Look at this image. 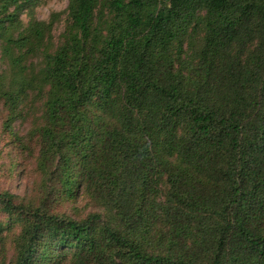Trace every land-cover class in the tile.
I'll list each match as a JSON object with an SVG mask.
<instances>
[{"label":"trees","instance_id":"trees-1","mask_svg":"<svg viewBox=\"0 0 264 264\" xmlns=\"http://www.w3.org/2000/svg\"><path fill=\"white\" fill-rule=\"evenodd\" d=\"M36 2L0 0L4 128L37 94L49 183L0 191L11 264H264V0H68L53 51ZM77 188L105 214L50 213Z\"/></svg>","mask_w":264,"mask_h":264},{"label":"rangeland","instance_id":"rangeland-1","mask_svg":"<svg viewBox=\"0 0 264 264\" xmlns=\"http://www.w3.org/2000/svg\"><path fill=\"white\" fill-rule=\"evenodd\" d=\"M67 5L68 0H37L33 9L36 20L52 22L50 36L46 39V47L50 51L64 40L62 34L67 25ZM20 18L22 23L27 25L29 18L26 14H22ZM31 61L37 63L39 60ZM4 67L0 56V69ZM28 97L18 118L11 123L10 132L4 128L7 112L0 101V191L15 195L19 204L30 203L31 206H37L44 197L49 183L36 165L38 150L36 128L41 123L42 101L35 93L29 94ZM44 201L50 213L63 214L74 220H83L93 214H105L102 205L80 188L76 189L75 195L71 198L57 194L52 195L47 201L45 198ZM0 223L4 229L0 236V264H11L21 227L5 214H0Z\"/></svg>","mask_w":264,"mask_h":264}]
</instances>
